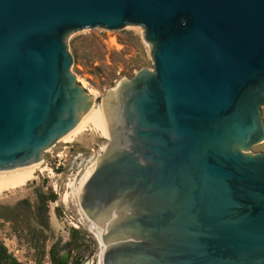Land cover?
<instances>
[{
  "label": "water",
  "instance_id": "1",
  "mask_svg": "<svg viewBox=\"0 0 264 264\" xmlns=\"http://www.w3.org/2000/svg\"><path fill=\"white\" fill-rule=\"evenodd\" d=\"M140 25L152 71L104 94L76 194L101 264H264V0H0V172L32 164L92 97L64 35Z\"/></svg>",
  "mask_w": 264,
  "mask_h": 264
},
{
  "label": "rangeland",
  "instance_id": "2",
  "mask_svg": "<svg viewBox=\"0 0 264 264\" xmlns=\"http://www.w3.org/2000/svg\"><path fill=\"white\" fill-rule=\"evenodd\" d=\"M63 43L71 57L70 73L84 92L93 89L94 104H100L122 78L139 69L152 71L150 43L137 24L117 29L82 27L68 31ZM259 118L264 125V105ZM106 141L93 130L81 131L70 141L57 140L42 152L33 179L0 194V243L17 264H98L99 245L87 219L82 218L77 201H64L63 195L69 180L97 162ZM257 151H264V139L248 148L250 153ZM38 194L46 199L45 226L34 212Z\"/></svg>",
  "mask_w": 264,
  "mask_h": 264
},
{
  "label": "bare ground",
  "instance_id": "3",
  "mask_svg": "<svg viewBox=\"0 0 264 264\" xmlns=\"http://www.w3.org/2000/svg\"><path fill=\"white\" fill-rule=\"evenodd\" d=\"M84 85V84H83ZM87 93L91 96L96 95L93 89H88ZM84 130H93L99 133L102 137L105 139H108V132H107V125H106V119L102 113L100 104H94L90 106V108L83 113L77 123L74 125L72 129H70L68 132H66L63 136H61L58 141H70L73 139L74 136L78 135L79 132ZM83 133V132H82ZM41 163L40 159L32 164L19 166L17 168L0 172V194L2 195V192L9 191L14 189H17L23 185L26 184L27 181L33 179L34 173L39 169V164ZM92 164L89 166L83 174L73 180H69L67 183V190L65 191L63 195V200L67 201L68 198H72L76 200V194L79 189V186L93 170L95 164ZM51 173V171H50ZM12 192V191H11ZM69 200V199H68ZM77 201V200H76ZM83 219H86L82 216ZM88 222V229L93 234L95 240L97 241L99 245V251L97 254V262L98 264H101V254L103 251V243L101 241L100 235L98 234L97 230L95 229V224L92 221L87 220Z\"/></svg>",
  "mask_w": 264,
  "mask_h": 264
},
{
  "label": "trees",
  "instance_id": "4",
  "mask_svg": "<svg viewBox=\"0 0 264 264\" xmlns=\"http://www.w3.org/2000/svg\"><path fill=\"white\" fill-rule=\"evenodd\" d=\"M45 196L42 194L37 195V204L34 206L35 216L38 219L39 223L42 226L47 224L46 222V204H45ZM55 257V254L52 258ZM0 264H17L16 260L10 255L5 246L0 243Z\"/></svg>",
  "mask_w": 264,
  "mask_h": 264
}]
</instances>
